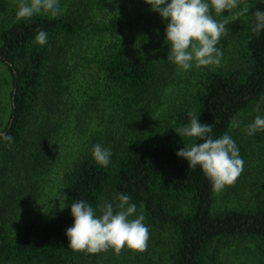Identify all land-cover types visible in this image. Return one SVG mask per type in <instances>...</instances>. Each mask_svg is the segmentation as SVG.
I'll use <instances>...</instances> for the list:
<instances>
[{
	"label": "trees",
	"instance_id": "obj_1",
	"mask_svg": "<svg viewBox=\"0 0 264 264\" xmlns=\"http://www.w3.org/2000/svg\"><path fill=\"white\" fill-rule=\"evenodd\" d=\"M245 5L218 41L220 64L185 73L167 61L165 22L145 0H59L56 17L0 23V131L12 137L0 141V264H215L244 242L264 253V131L245 136L251 159L226 203L176 156L201 142L175 131L189 113L213 138L264 115V30H252L264 0ZM97 143L111 150L107 167L92 157ZM120 193L145 217V249L68 248L64 195L96 209Z\"/></svg>",
	"mask_w": 264,
	"mask_h": 264
},
{
	"label": "clouds",
	"instance_id": "obj_2",
	"mask_svg": "<svg viewBox=\"0 0 264 264\" xmlns=\"http://www.w3.org/2000/svg\"><path fill=\"white\" fill-rule=\"evenodd\" d=\"M145 3L165 22L164 43L169 49L167 61L183 70L220 64L223 55L217 47L220 37L228 31L230 22L249 11L247 5L240 7V0H145ZM60 11L59 0H18L15 15L18 20L37 14L56 17ZM225 12L228 15L225 16ZM254 16L252 30H264V10H256ZM34 42L45 45L47 33L38 29ZM188 116V122L175 131L181 138L201 142L184 145L176 151V156L186 160L190 168L199 166L212 189L220 191L233 184L243 169L239 149L229 134L213 138L210 135L212 125L201 123L192 113ZM232 126L239 127V122ZM258 131H264V115H256L246 125L247 135ZM0 141L11 143L12 137L0 131ZM92 157L97 164L107 167L111 150L97 143L92 147ZM66 200L64 195V202H59L60 210L70 208L73 218L72 226L65 231L68 248L88 253L108 248L117 252L124 247L138 251L145 249L149 229L144 223V215L137 214V206L128 195L120 193L116 196L118 203L115 206L105 202L96 209L82 199L72 200L65 206Z\"/></svg>",
	"mask_w": 264,
	"mask_h": 264
},
{
	"label": "rangeland",
	"instance_id": "obj_3",
	"mask_svg": "<svg viewBox=\"0 0 264 264\" xmlns=\"http://www.w3.org/2000/svg\"><path fill=\"white\" fill-rule=\"evenodd\" d=\"M18 7V0H0V23L2 21L8 20L11 18V16L15 15L16 10ZM195 68V66H193L191 69ZM183 70V69H182ZM183 72L185 73V70H183ZM170 90H168L166 93V95L170 94ZM246 115H243L242 118L239 121V127H234L233 129V135H232V139L235 141L236 146L239 149V155L240 157L243 159V169L240 173V175L237 177V179H240V177L244 174V171H246L245 169L247 168L249 161L251 159V150L249 147H245L244 140H245V136L246 134V125L249 124L247 123V119H246ZM251 122V121H250ZM261 146L264 149L263 144H261ZM245 147V148H244ZM245 162V163H244ZM237 179L235 180L234 183H237ZM250 181H252L251 179H249ZM248 180V181H249ZM50 183H54V181L50 182ZM51 186V184L49 185V187ZM232 186L228 185L225 186L222 193H220L219 200L222 203H226L228 201L224 202V199L228 196L229 194V188ZM55 196L53 193L48 194L47 196V202L48 207H50L51 209L54 207V202H49V200H55ZM222 199V200H221ZM237 198H233L230 200V202L232 203V205H239L237 204ZM221 203V204H222ZM263 253V252H262ZM261 250L257 251V247L255 244L253 243H248V242H244L241 243L240 245H231L230 247H228L227 249H222L217 257V263L215 264H264V253L262 254Z\"/></svg>",
	"mask_w": 264,
	"mask_h": 264
}]
</instances>
